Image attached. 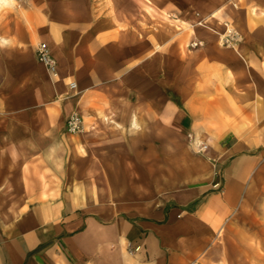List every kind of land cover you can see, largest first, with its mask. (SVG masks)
I'll list each match as a JSON object with an SVG mask.
<instances>
[{
	"label": "crops",
	"instance_id": "1",
	"mask_svg": "<svg viewBox=\"0 0 264 264\" xmlns=\"http://www.w3.org/2000/svg\"><path fill=\"white\" fill-rule=\"evenodd\" d=\"M186 3L0 0V264H204L256 216L264 0Z\"/></svg>",
	"mask_w": 264,
	"mask_h": 264
},
{
	"label": "rangeland",
	"instance_id": "2",
	"mask_svg": "<svg viewBox=\"0 0 264 264\" xmlns=\"http://www.w3.org/2000/svg\"><path fill=\"white\" fill-rule=\"evenodd\" d=\"M144 1L146 5L156 9L162 5L183 8L190 6L186 0ZM256 211V216H252L253 219L249 224L231 231L226 230L223 235H220L215 248L208 260L205 259L204 264H264V200L258 201Z\"/></svg>",
	"mask_w": 264,
	"mask_h": 264
},
{
	"label": "built area",
	"instance_id": "3",
	"mask_svg": "<svg viewBox=\"0 0 264 264\" xmlns=\"http://www.w3.org/2000/svg\"><path fill=\"white\" fill-rule=\"evenodd\" d=\"M197 26H206L203 20H199ZM242 40L241 34L230 24H224V30L219 35V43L225 47H234ZM203 44L200 40H194L190 43L191 47L201 46ZM35 54L38 62H40L50 74V76L58 77L57 62L51 55L49 48L44 42H39L35 48ZM70 88L75 89L76 83L70 82ZM67 131L70 133H78L83 130V119L77 112L72 113L66 121ZM133 253L132 250H129Z\"/></svg>",
	"mask_w": 264,
	"mask_h": 264
},
{
	"label": "bare ground",
	"instance_id": "4",
	"mask_svg": "<svg viewBox=\"0 0 264 264\" xmlns=\"http://www.w3.org/2000/svg\"><path fill=\"white\" fill-rule=\"evenodd\" d=\"M86 120V119H85ZM88 120V119H87ZM86 122H88V121H86ZM135 123V122H134ZM138 124V123H137ZM134 126V125H133ZM138 127V126H137Z\"/></svg>",
	"mask_w": 264,
	"mask_h": 264
}]
</instances>
